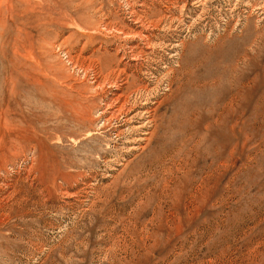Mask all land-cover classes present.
<instances>
[{"label": "rangeland", "instance_id": "1", "mask_svg": "<svg viewBox=\"0 0 264 264\" xmlns=\"http://www.w3.org/2000/svg\"><path fill=\"white\" fill-rule=\"evenodd\" d=\"M0 264H264V0H0Z\"/></svg>", "mask_w": 264, "mask_h": 264}]
</instances>
